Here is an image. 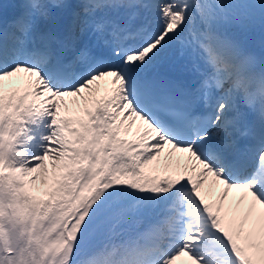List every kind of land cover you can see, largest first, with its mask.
Segmentation results:
<instances>
[{
    "label": "snow or ice",
    "instance_id": "6c2138e0",
    "mask_svg": "<svg viewBox=\"0 0 264 264\" xmlns=\"http://www.w3.org/2000/svg\"><path fill=\"white\" fill-rule=\"evenodd\" d=\"M0 264H264V0H0Z\"/></svg>",
    "mask_w": 264,
    "mask_h": 264
},
{
    "label": "bare ground",
    "instance_id": "6f19581e",
    "mask_svg": "<svg viewBox=\"0 0 264 264\" xmlns=\"http://www.w3.org/2000/svg\"><path fill=\"white\" fill-rule=\"evenodd\" d=\"M105 85L101 82V94L103 93V89H104ZM214 192L216 193V190H211L210 191V199H215V195Z\"/></svg>",
    "mask_w": 264,
    "mask_h": 264
},
{
    "label": "rangeland",
    "instance_id": "374dc122",
    "mask_svg": "<svg viewBox=\"0 0 264 264\" xmlns=\"http://www.w3.org/2000/svg\"><path fill=\"white\" fill-rule=\"evenodd\" d=\"M214 194H216V193L214 192Z\"/></svg>",
    "mask_w": 264,
    "mask_h": 264
}]
</instances>
